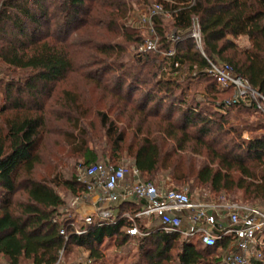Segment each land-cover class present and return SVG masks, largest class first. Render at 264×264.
Instances as JSON below:
<instances>
[{"label":"trees","instance_id":"trees-1","mask_svg":"<svg viewBox=\"0 0 264 264\" xmlns=\"http://www.w3.org/2000/svg\"><path fill=\"white\" fill-rule=\"evenodd\" d=\"M131 1L0 0V67L10 76L0 78L2 263L57 264L63 252L77 249L88 253L78 264H102L104 248L124 247L134 238L139 252L131 264L221 262L224 244L205 246L161 230L131 234L134 222L124 214L139 211L132 203L119 206L115 223L75 232V211L67 208L59 188L83 196L86 185L60 172L41 174L39 168L50 115L56 114L44 97L50 98L55 84L78 70L76 57L83 49L97 67L92 73L98 75L87 78L101 88L104 106L86 105L84 92L71 89L55 98L62 108L56 119L68 125L63 136L74 152L83 153L84 164L99 162L98 144L104 156L110 153L104 162L116 165L126 148L130 165L153 181L169 152L198 151L206 158L196 175L199 184L215 195L234 198L240 191L244 202H264V115L255 102L226 106L236 91L221 88L207 71L208 59L226 62L264 95V0H155L171 22L154 15L157 50L130 56V47L144 41L127 24ZM194 22L200 25L202 48L189 36ZM171 33L181 39L173 42ZM241 38H247L248 46L240 44ZM172 49L174 55L162 56ZM175 62L182 65L178 73ZM201 82L206 86L198 95L192 89ZM235 110L262 117L234 123L229 115ZM245 132L251 133L248 138ZM135 224L147 231L145 219L136 218Z\"/></svg>","mask_w":264,"mask_h":264},{"label":"built area","instance_id":"built-area-1","mask_svg":"<svg viewBox=\"0 0 264 264\" xmlns=\"http://www.w3.org/2000/svg\"><path fill=\"white\" fill-rule=\"evenodd\" d=\"M148 7L142 23L149 25L148 28L155 33L153 16H169V12L160 3ZM189 36L202 48V34L198 22H194ZM156 38L155 34L135 45L134 53L156 50ZM171 39L178 42L181 35L173 34ZM174 54V49L162 53L166 56ZM208 62L207 71L216 79L218 85L236 91L225 100L226 106L243 101L255 102L258 111L264 115V95L247 78L235 74L226 62L216 63L211 59ZM175 67L178 73L182 65L175 62ZM76 180L87 187L83 199L97 194L96 204L99 206L95 212L81 215L79 221L76 218L74 228L77 234L87 232L89 226L95 224L115 223L120 213L119 206L122 203H132L139 207V211L135 214L125 213L124 216L134 222L129 231L133 235L140 232L135 224L136 218H143L147 228L144 234L161 230L177 233L183 240H200L205 246L224 244L226 252L220 264L264 262V205L247 203L225 194L215 195L205 188L198 192L189 187L165 189L153 181L142 179L139 168L129 163H81L77 168ZM78 202L79 198H76L74 203ZM62 232L66 233L65 230Z\"/></svg>","mask_w":264,"mask_h":264},{"label":"rangeland","instance_id":"rangeland-1","mask_svg":"<svg viewBox=\"0 0 264 264\" xmlns=\"http://www.w3.org/2000/svg\"><path fill=\"white\" fill-rule=\"evenodd\" d=\"M153 4H155V0H149V3L144 0H132L131 1L130 6L132 10L129 13L127 24L130 26V28L138 30L143 35L144 40L150 39L156 34V30L154 33V31H151L148 28L149 25L142 23L144 22L143 18L146 16V13L149 8L148 5H153ZM163 17H165V20L168 23L171 22L169 18L170 16L165 15ZM153 27H154V24H153ZM86 34L87 33L82 34V35H86ZM171 34L173 35L174 33H171ZM87 37H89L88 34H87ZM156 39L158 40V37ZM79 42L80 44L83 42V38H80V36H79ZM239 42L241 45L246 46L247 44V41L245 38H241ZM134 46L135 45L133 44L129 49L130 56L136 54L134 53V50H133ZM157 47H158V44H157ZM84 51L85 49H83L81 54L77 55L76 57L78 70L68 73L66 77H64L58 83H56L55 86L52 88V94H51L52 96L50 98L47 97V95L44 97V100L47 98L46 105H49L50 107L52 106L53 111L56 114L60 113L62 108H61L59 101L55 98V96L56 97L62 96V91L66 89L75 90L77 93L81 92V94H83L84 92L86 96V105H90V107L98 106L102 108L104 106V102L99 101V96L102 94L101 88L97 87L95 80H88L87 78L89 76L94 78L96 75H98V74H95L97 67L96 66L92 67L93 66L92 59H89L88 56L83 55ZM87 61H90V64ZM85 62H87L88 64ZM2 71L0 67V78L1 79L5 77L7 78V76L8 78L10 77L9 75H6L3 69ZM93 71L95 73H92ZM185 72H187V68L184 69V73ZM10 75L16 76L15 79L20 78L19 76L20 74H17V73L10 74ZM205 86H206V82H201L193 86L192 90L194 91V93L201 95V92H203L202 90L205 88ZM53 101L54 103L52 104ZM1 102L3 103V97L0 96V104H2ZM213 110L218 111V106L217 108L216 106H214ZM56 114L54 116L50 115L49 131L47 132V135H45V140L41 147L43 150V154H42L43 164L39 168V173L42 174L44 172H60L64 174L65 177H69V178L76 177L77 168L79 164L85 162V159L83 157V153H80L77 151L74 152L71 149L70 145L67 144V139L66 137L63 136L64 132L62 130L64 129L66 130L68 125L63 122V119L62 120L56 119ZM229 116L231 118L230 119L231 122L238 123V121H240L241 118L247 119L249 121L251 120L255 121L259 119L261 114L256 115V112H253V111L235 110V111H232ZM91 117L93 118L95 117L94 113L93 114L91 113ZM3 118H4L3 116H0V122H2ZM97 121L98 120L95 119V122ZM250 134L251 133L249 132H245L244 137L248 138ZM131 138L132 136L131 134H129V137L126 141L127 147H128V144L132 140ZM219 143L224 144V142H221V141ZM103 148L104 146H102L101 144H98L97 150L99 152V158H98L99 162L107 161L111 157L110 153H106L107 154L106 156L103 155V152H104ZM203 151L207 152L205 149ZM124 152H126V148ZM124 152L121 155L122 158L118 160L119 161L118 164L122 162H127L129 164L131 163L132 158ZM165 158L166 159L164 160L162 169L159 170V172H157L154 178H152L154 179L153 181L158 186L163 187L165 189L170 188V187H174L178 189L189 187L194 192H198L202 188L211 190V188L204 186L202 184H199V182L196 179V175L199 172L203 162L206 161V158L203 156V154L198 153V151H194L190 153L187 152L184 154L169 152V155H166ZM143 178L147 179V177H143ZM59 190H61L62 196L67 202V208L75 211V215L77 216V219L79 221L80 217L77 213V209L79 205L82 203L83 197L73 195L69 193V191L66 189L59 188ZM212 193L215 194L213 191ZM216 195H221V194H216ZM233 196L234 198L238 200L242 199L240 191L235 193ZM76 198H79L78 203H74V200ZM254 204L264 205V202H257ZM142 235H146V234H144V231H141L140 229V232L136 236H142ZM135 239L136 238L131 239L129 243L124 247H115L114 245L112 246L111 244V246H108V248H104L103 253L105 254V258L102 264H131L139 252V241ZM196 240L197 239H194L192 241H196ZM225 252L226 250L223 249V252L221 253V258L224 256ZM87 254H88L87 252L83 250L78 251L77 249H73L72 251H68V252L65 251L61 254L60 262L58 264H78L79 262L85 260V258L87 257ZM0 264H6V263L0 262Z\"/></svg>","mask_w":264,"mask_h":264},{"label":"crops","instance_id":"crops-1","mask_svg":"<svg viewBox=\"0 0 264 264\" xmlns=\"http://www.w3.org/2000/svg\"><path fill=\"white\" fill-rule=\"evenodd\" d=\"M246 46H248V40ZM98 199L97 194H91L86 199H83L82 203L79 205L77 212H79V217L81 215H86L95 212L99 206L96 204V201ZM114 208V206H113ZM195 242V241H194Z\"/></svg>","mask_w":264,"mask_h":264}]
</instances>
